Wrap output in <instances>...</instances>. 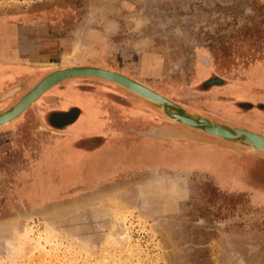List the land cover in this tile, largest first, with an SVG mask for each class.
<instances>
[{
    "label": "rangeland",
    "instance_id": "374dc122",
    "mask_svg": "<svg viewBox=\"0 0 264 264\" xmlns=\"http://www.w3.org/2000/svg\"><path fill=\"white\" fill-rule=\"evenodd\" d=\"M0 21L50 56L37 74L74 52L264 135V0H0ZM48 105L80 136L43 130ZM164 121L80 77L0 127V264H264V155L138 136Z\"/></svg>",
    "mask_w": 264,
    "mask_h": 264
},
{
    "label": "water",
    "instance_id": "95a60500",
    "mask_svg": "<svg viewBox=\"0 0 264 264\" xmlns=\"http://www.w3.org/2000/svg\"><path fill=\"white\" fill-rule=\"evenodd\" d=\"M60 66V65H59ZM64 69H49L43 73L25 92L18 96L7 107L0 110V127L6 126L17 119L23 110L28 108L34 101L49 89L73 77H89L107 81L117 85L147 103L153 110L167 118L173 124L150 127L140 134L157 139L170 141H186L190 143L204 144L220 150L239 153V150H248L254 155H264V135L254 130L232 122H217L210 115H201L190 111L161 93L151 90L128 75L111 71L93 65L83 67L71 66L64 73ZM92 75V76H91ZM94 75V76H93ZM65 79V80H64ZM121 85V86H120ZM15 90L5 95L8 96ZM23 113V112H22ZM203 129L205 132L200 129ZM177 130V134H163V130ZM210 129V130H208ZM202 131V132H201Z\"/></svg>",
    "mask_w": 264,
    "mask_h": 264
},
{
    "label": "crops",
    "instance_id": "0c3cea01",
    "mask_svg": "<svg viewBox=\"0 0 264 264\" xmlns=\"http://www.w3.org/2000/svg\"><path fill=\"white\" fill-rule=\"evenodd\" d=\"M24 33L25 32L22 33V30H20L19 24L11 23V22L2 23V21H0V103L5 102V104L0 107V110L7 107L11 102H13L16 99V98L14 99L16 93L19 90L23 89L25 83L28 82L32 78V76H36L39 74L41 76L44 72L37 74L38 73L37 70L39 69L41 70L44 64H48L52 60L50 56H44L40 52L42 47H37L38 45L35 46L36 44H34V42L33 43L30 42L31 41L29 40V38H31L29 37L30 35L26 36L25 38L23 36ZM30 86L31 85H29L26 88V90ZM13 89L15 91L5 97V95ZM26 90H24V92ZM57 98H60L59 93H58V97L54 99ZM46 109H48L46 113H50L55 109L56 112L60 113V115H62L63 113V112L61 113L62 108L60 106L54 108L53 106L48 105ZM81 115H82V111H80L77 118L76 116H74L73 118L70 119V117L67 118L66 117L67 115H65L64 117L67 120L66 123L69 124L65 126L63 131L71 133L73 135V133L75 132L71 130V127H73L79 121ZM109 119L113 121L114 116L111 115ZM42 124L46 126V123H44L43 120H42ZM53 130L55 129L53 128ZM56 131L62 132L60 130H56ZM79 136L80 135H75V134L73 135V137L75 138ZM90 136H92L94 139V137H96L97 135H90ZM138 136L147 137L145 135L140 134L139 132H138ZM97 145L98 144L94 142L93 150H98L101 147V146L97 147Z\"/></svg>",
    "mask_w": 264,
    "mask_h": 264
},
{
    "label": "flooded vegetation",
    "instance_id": "af4514ba",
    "mask_svg": "<svg viewBox=\"0 0 264 264\" xmlns=\"http://www.w3.org/2000/svg\"><path fill=\"white\" fill-rule=\"evenodd\" d=\"M24 91H22V90H19L17 93H16V95H15V97H14V99L15 98H17L18 96H20L22 93H23ZM13 99V100H14ZM40 99V98H39ZM38 99V100H39ZM12 100V101H13ZM37 100V101H38ZM29 109V108H28ZM27 109V110H28ZM26 110V111H27ZM48 109H46V110H41V114L39 115V118H41L43 121H44V123H46V127L47 128H43V130H49V132L50 131H54L53 130V128L55 129V130H60V131H62V133H61V135H68V136H72V134L71 133H68V132H64L63 130H64V128H65V126L67 125V124H69V123H66L67 122V120H66V118L64 117V116H62V115H60L61 117L59 118V120L57 121V122H52L51 120H50V117H49V114L50 113H52V112H50V113H46V111H47ZM25 111V112H26ZM24 113V112H23ZM58 113V112H57ZM75 113H76V118H77V116H78V114L80 113V111H79V109L77 110V109H75ZM58 114H60V113H58ZM74 116H70V119L71 118H73ZM20 118V116L17 118V119H19ZM16 119V120H17ZM15 120V121H16ZM41 120V121H42ZM69 120V119H68ZM170 123H172V122H169V121H164L162 124H170ZM2 134V132H0V135ZM18 135V134H17ZM137 135V134H136ZM70 138V137H69ZM86 139V141H84V142H82V146L81 147H79V148H83L84 150H86V151H92L93 150V148H90L88 145H87V142H94V140H93V137L92 136H88L87 138H85ZM65 140H69V139H65ZM65 142V144H66V141H64ZM70 142L68 141V144H69ZM70 146H71V144H70ZM69 147V146H68ZM79 148H75V147H73V149L76 151V152H80L78 149ZM84 152V151H83ZM260 188V187H259Z\"/></svg>",
    "mask_w": 264,
    "mask_h": 264
},
{
    "label": "bare ground",
    "instance_id": "6f19581e",
    "mask_svg": "<svg viewBox=\"0 0 264 264\" xmlns=\"http://www.w3.org/2000/svg\"><path fill=\"white\" fill-rule=\"evenodd\" d=\"M74 52H71V53H69L68 55H65L64 56V62H63V65H60V66H57V67H54L53 69H64V70H66L68 67H71V66H77V67H83V66H85V65H88V64H85V63H79V62H77V63H73V64H71L70 63V57H71V55L73 54ZM72 58V57H71ZM64 63H65V65H64ZM93 66H95V67H99V68H104V69H107V70H111V71H115V70H113V69H110V68H108V67H103V66H97V65H93ZM63 70V72L64 73H70V72H72V71H70V72H65ZM118 73H121L122 74V72H118ZM123 75H124V73H123ZM92 76V75H91ZM94 76V75H93ZM75 78H77V77H73V78H67V80H69V79H75ZM65 80V79H64ZM135 80V79H134ZM135 81H137L138 83H140L141 85H143V86H145V87H147V88H149V89H151V90H153L152 88H150L149 86H147V85H145V84H143V83H141V82H139L138 80H135ZM121 86V85H120ZM155 91V90H154ZM159 93V92H158ZM45 94V93H44ZM44 94H42V96L44 95ZM13 95V94H12ZM41 97V96H40ZM39 97V98H40ZM39 98H37V99H39ZM37 101V100H36ZM36 101H34L29 107H31ZM28 107V108H29ZM28 108H26L25 110H23L22 112H25ZM22 112H21V114H22ZM7 126V125H6ZM200 129V128H199ZM200 130H202V131H205L204 130V128L203 129H200ZM208 130H210V129H208ZM201 131V132H202ZM211 131V130H210ZM210 131H205V132H210ZM161 133H163V134H168V135H175V134H177L178 132H177V130H173V129H170V130H168V129H165V130H163V132H161ZM179 134V133H178Z\"/></svg>",
    "mask_w": 264,
    "mask_h": 264
}]
</instances>
